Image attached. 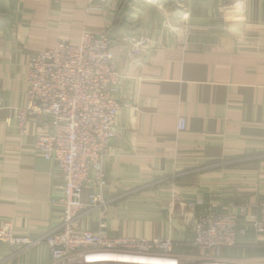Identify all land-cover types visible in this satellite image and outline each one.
Listing matches in <instances>:
<instances>
[{"label":"crops","instance_id":"0c3cea01","mask_svg":"<svg viewBox=\"0 0 264 264\" xmlns=\"http://www.w3.org/2000/svg\"><path fill=\"white\" fill-rule=\"evenodd\" d=\"M154 1L0 0V225L15 235L42 239L59 223L62 197L52 164L35 150L36 120L24 134L16 123L26 64L60 39L78 43L83 31L111 29L118 50L126 38L147 40L133 61L117 59L123 78L102 159L106 185L98 189L91 172L83 191L97 190L105 208L83 213V229L168 239L182 253L191 239L184 201L201 195L236 214L264 200V0ZM256 251L246 264L264 256V247ZM49 254L45 243H0V264H49Z\"/></svg>","mask_w":264,"mask_h":264},{"label":"built area","instance_id":"2783aa9c","mask_svg":"<svg viewBox=\"0 0 264 264\" xmlns=\"http://www.w3.org/2000/svg\"><path fill=\"white\" fill-rule=\"evenodd\" d=\"M110 31H83L78 43L60 39L28 59L24 104L17 109L16 123L21 134L29 118L39 125L34 147L59 180L60 218L42 239L15 235L4 222L0 243L17 250L45 243L49 264H246L248 247H264V200L253 206L242 203L236 214L217 211L201 195L184 201L191 239L182 253L168 239L112 237L104 225L96 231L79 225L83 213L105 208L97 190L83 191L91 172L98 189L106 185L102 159L115 135L120 103L113 93L123 78L117 59L128 64L147 45L142 38H126L124 49L118 50ZM185 128V118L179 117L177 130ZM224 250L240 257L224 258ZM251 262L264 264V256Z\"/></svg>","mask_w":264,"mask_h":264},{"label":"rangeland","instance_id":"374dc122","mask_svg":"<svg viewBox=\"0 0 264 264\" xmlns=\"http://www.w3.org/2000/svg\"><path fill=\"white\" fill-rule=\"evenodd\" d=\"M206 1V0H205ZM206 2H208V0L206 1ZM180 3H182V2H180ZM199 3H200V0H199ZM193 5H194V2H193ZM218 11H220V7H219V10L217 9V8H215L214 10H213V13L216 15V13H217V15H218ZM233 11H235V12H237L239 15H237V17H238V19H239V16H242L243 15V13H242V11H243V9L241 10V9H239L238 7L237 8H233ZM226 14V13H225ZM216 20H217V18H215ZM106 32V31H105ZM143 39V38H142ZM143 40H145L146 41V44H147V40L146 39H143ZM14 250H17V249H14ZM238 250V248L237 249H235V250H233L232 252L233 253H235L236 251ZM231 251H229L228 253L229 254H231L232 253ZM213 254V253H212ZM257 254V251L254 249V248H251V247H248L247 248V256H250V255H252V256H254V255H256ZM237 257H239V256H237Z\"/></svg>","mask_w":264,"mask_h":264},{"label":"trees","instance_id":"16d2710c","mask_svg":"<svg viewBox=\"0 0 264 264\" xmlns=\"http://www.w3.org/2000/svg\"><path fill=\"white\" fill-rule=\"evenodd\" d=\"M252 248V247H251ZM260 248H256L255 250H259ZM259 252L257 251V254H258Z\"/></svg>","mask_w":264,"mask_h":264}]
</instances>
